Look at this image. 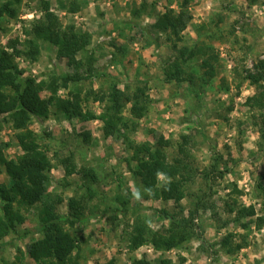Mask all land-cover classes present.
I'll list each match as a JSON object with an SVG mask.
<instances>
[{
	"label": "rangeland",
	"instance_id": "rangeland-1",
	"mask_svg": "<svg viewBox=\"0 0 264 264\" xmlns=\"http://www.w3.org/2000/svg\"><path fill=\"white\" fill-rule=\"evenodd\" d=\"M44 1H49L61 25L75 23L96 36L106 35L104 39L98 37L96 44L90 43L87 52L78 55L81 65L76 69L58 59L57 48L47 42H39L38 60L25 54L29 38L26 31H30L32 21L42 17ZM77 1L84 8L72 14L62 10L61 0H22L19 15L3 20L0 49L12 54L22 71L21 78L46 80L53 73L85 77L72 81L68 89L61 87L59 93L68 96L70 90H79L84 110L96 115L103 112L105 105L100 97L109 93L113 85L118 83L121 89L133 92L137 86L148 83L152 103L131 138L138 143L154 144L164 136L171 141L167 152L173 161L179 156L182 136L189 137L187 163L193 170L186 196L179 204L149 198L147 189L135 178L132 152L122 139L104 138L101 119L69 120L53 115L44 122L34 119L31 128L55 164L51 171V192L63 199L57 211L68 213L69 200L74 196L87 203L89 221L70 228L79 238V263L109 264L114 260L116 264H131L146 258L151 264H159L161 259H169L171 264H264V226L255 225L256 217L236 220L241 205H254L257 215H264V194H259L258 189L259 183L264 185V148L260 147L259 128L252 118L259 115V110L245 104L247 97L257 92L245 79V69H252L259 59H264V0H190L187 9L192 19L179 46L193 47L197 41H207L220 53L215 77L204 86L197 79L199 95L190 92L187 83L179 87L176 82H165L163 67L178 53L165 36L159 35L157 42L152 39L156 38L152 24L157 11L168 8L179 11L184 0H128V5L123 4L126 0H118L117 5L111 2L112 7L106 4L108 0ZM143 1L149 3L147 12L152 11L154 3L155 10L153 14L143 12L136 17L132 10ZM106 24L110 28H101ZM203 24L207 28L199 32L198 27ZM114 31L115 38L111 34ZM136 42L141 49L137 50ZM196 71L197 76L204 74L200 66ZM124 114L130 115L129 106ZM86 132L92 134L90 143L85 142ZM0 139L11 143L4 149L7 157L15 158L21 153L11 124L4 125ZM70 153L74 154L78 169L89 167L98 176L92 184L95 192L91 198L89 184L81 175L66 176L60 164V159ZM216 158L220 162L219 171L228 169V172L216 171L206 176ZM12 182L2 166L0 183L9 187ZM235 186L243 191L242 195L232 196ZM197 203L201 206L195 211L196 227L184 245L169 251L157 250L151 244L129 247L130 236L140 221L155 231L165 232L171 220L161 211L178 218L188 217ZM39 207L40 204H35L19 208L25 217V222L18 225L21 235L40 224ZM247 222L251 224L245 228L243 224ZM229 233L235 235L234 243L243 241L246 246L228 252L222 240ZM20 234L9 233L0 239V264H39L29 256L28 246L43 234L37 230Z\"/></svg>",
	"mask_w": 264,
	"mask_h": 264
},
{
	"label": "trees",
	"instance_id": "trees-1",
	"mask_svg": "<svg viewBox=\"0 0 264 264\" xmlns=\"http://www.w3.org/2000/svg\"><path fill=\"white\" fill-rule=\"evenodd\" d=\"M21 1L0 0V28L6 17L16 18L19 15L18 6ZM44 3L46 6L42 17L32 21L30 31H26L29 38L28 50L25 54L33 60H38L41 53L39 42H47L57 48L58 59L65 60L69 66L76 69L81 65L78 55L87 52L93 34L88 30L78 28L75 23L61 25L49 1H44ZM189 3L190 0H184L179 11L168 8L165 12L157 13L152 24L154 37L157 40L152 39L157 42L159 35L165 36L167 43L178 53L176 57L170 59L168 65L163 67L165 82H176L179 87L187 83L190 92L199 95L197 79L199 78L204 86L215 77L220 53L207 41H197L193 47L179 46L183 41V32L192 19L187 9ZM155 4H153L152 11L147 12L149 3L143 1L139 8L135 7L132 10V13L136 17H140L143 12L153 14ZM60 5L62 10L72 14L84 8V5L77 0H71L68 3L61 0ZM205 28L207 25L203 24L198 27V30L200 32ZM198 66L204 69V74L198 75L199 77L196 71ZM21 73L12 54L0 49V136L4 125L11 124L15 130L17 144L21 149L19 155L9 158L5 155L4 149L11 143L0 139V171L3 166L13 180L9 187L0 183V239L5 238L9 233L20 234L18 225L25 222L20 207L40 204V224L36 229L25 230L22 235L20 234L24 236L34 230L43 234L41 238L29 244V256L39 264H80L79 238L70 228L89 221L90 218L86 217V200L74 196L69 200L68 213L61 214L57 211L58 203L63 199L51 192L53 183L51 171L55 164L47 149L40 143L38 134L31 128L34 119L44 122L52 115L59 119L69 120L74 118H81L85 121L101 119L104 124L102 128L104 138L122 139L132 152L130 160L136 164L135 178L147 189L149 198L173 200L176 204L183 200L187 193V183L193 175V170L187 163L189 160L187 145L190 143V138L182 136L179 156L173 161L169 159L167 152L171 141L164 136L161 135L154 144L138 143L131 138V133L137 130L139 121L147 115L152 103L148 83L137 86L133 92L121 89L118 83L113 85L109 93L100 97L105 105L103 112L96 115L84 110L83 97L79 90H70L68 96H62L59 93L61 87L68 89L72 81L85 77L53 73L46 80H38L31 76L21 78ZM245 79L257 89L254 95L247 97L245 104L252 109L259 110V115H253L252 118L254 126L259 128L260 147L264 148V59H259L252 69H245ZM46 92L48 95H44ZM128 106L130 115L126 116L124 109ZM83 136L85 142L90 143L92 134L86 132ZM60 164L64 166L66 176L74 173L81 175L84 182L89 184L88 196L91 198L95 192L92 184L98 180L94 169L86 166L78 169L73 153L60 159ZM219 168L220 162L216 158L212 164V170L206 176L213 175L212 173L216 171L220 174L228 172V169L220 172ZM258 189L259 194L263 195L264 185L262 183L258 184ZM242 193L243 191L235 186L232 196H240ZM234 199L235 202L238 201L237 197ZM200 206L201 203L195 204V209L190 211V216L182 218L171 215L167 211H161L171 220L170 227L165 232L155 231L140 221L130 236L129 247L136 249L144 244H151L157 250L169 251L184 245L192 238L191 232L196 227L194 219L197 212L195 211ZM236 214V220L243 217H256L255 225L258 228L264 226V215H257L254 205H241ZM249 223L243 226L247 228ZM234 236L233 233H229L222 240L223 246L230 253L246 246L243 241L234 243ZM109 264H116V261H110ZM131 264L151 263L146 258H142L134 260ZM159 264H171V261L161 259Z\"/></svg>",
	"mask_w": 264,
	"mask_h": 264
},
{
	"label": "crops",
	"instance_id": "crops-1",
	"mask_svg": "<svg viewBox=\"0 0 264 264\" xmlns=\"http://www.w3.org/2000/svg\"><path fill=\"white\" fill-rule=\"evenodd\" d=\"M122 1H124V0H121L120 2H122ZM111 2H113L115 5H117L118 0H111V1L108 0L106 4H107L108 6H111ZM123 4L128 5V0L124 1ZM102 6H103V5H102ZM112 6H113V4H112ZM112 6H111V7H112ZM127 7H128V6H127ZM103 8H104L105 10H108V8L105 7V6H103ZM126 9H127V8H126ZM157 10H158V9H157ZM166 10H167V9H164L163 11L158 10L157 12H158V13H160V12H165ZM126 11H127V10H126ZM103 27H104V29H105V28L108 29V28H110V25H109V24H106V25L102 26L101 28H103ZM109 32H110V31H109ZM93 33H94V32H93ZM111 34L114 36V38H115V36H117V32H115V31L112 32ZM122 35H123V34H122ZM98 37H99V36H96V35L93 34V38H92V40H91V44H92V45L96 44V41H97V38H98ZM105 37H106V35H105V36H104V35H101V36L98 38V40L101 39V38H105ZM119 37H120V36H119ZM118 40H120V38H118ZM93 42H94V43H93ZM134 45L137 46V47H136L137 50H138V49H141V47H140L141 44H140V43L136 42ZM99 46H102V45H98V47H99ZM96 49L98 50L99 48H96ZM123 64H124V63H123ZM113 66H114V65L112 64V65H111V68H113ZM138 66H139V65H138ZM141 67H142V65H141ZM146 69H147V68H146ZM137 70H141V68H138ZM147 70H149V68H148ZM148 73H149V72H148ZM97 121H99V120H97Z\"/></svg>",
	"mask_w": 264,
	"mask_h": 264
},
{
	"label": "built area",
	"instance_id": "built-area-1",
	"mask_svg": "<svg viewBox=\"0 0 264 264\" xmlns=\"http://www.w3.org/2000/svg\"><path fill=\"white\" fill-rule=\"evenodd\" d=\"M32 15V14H31ZM31 15H29V16H31ZM30 18H33V17H30ZM102 39H104V38H102Z\"/></svg>",
	"mask_w": 264,
	"mask_h": 264
}]
</instances>
